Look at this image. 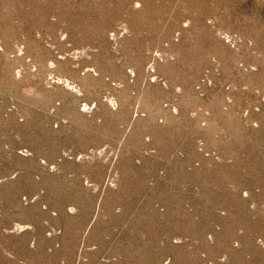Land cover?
<instances>
[{
  "label": "rangeland",
  "instance_id": "374dc122",
  "mask_svg": "<svg viewBox=\"0 0 264 264\" xmlns=\"http://www.w3.org/2000/svg\"><path fill=\"white\" fill-rule=\"evenodd\" d=\"M0 264H264V0H0Z\"/></svg>",
  "mask_w": 264,
  "mask_h": 264
}]
</instances>
